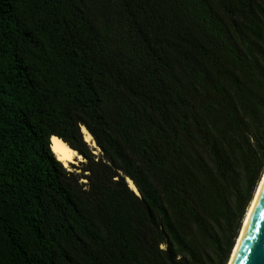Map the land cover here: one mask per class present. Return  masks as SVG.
<instances>
[{
    "label": "trees",
    "instance_id": "1",
    "mask_svg": "<svg viewBox=\"0 0 264 264\" xmlns=\"http://www.w3.org/2000/svg\"><path fill=\"white\" fill-rule=\"evenodd\" d=\"M263 172L264 0H0V264H227Z\"/></svg>",
    "mask_w": 264,
    "mask_h": 264
},
{
    "label": "water",
    "instance_id": "2",
    "mask_svg": "<svg viewBox=\"0 0 264 264\" xmlns=\"http://www.w3.org/2000/svg\"><path fill=\"white\" fill-rule=\"evenodd\" d=\"M228 264H264V176Z\"/></svg>",
    "mask_w": 264,
    "mask_h": 264
},
{
    "label": "bare ground",
    "instance_id": "3",
    "mask_svg": "<svg viewBox=\"0 0 264 264\" xmlns=\"http://www.w3.org/2000/svg\"><path fill=\"white\" fill-rule=\"evenodd\" d=\"M82 132H83V135H84V140L89 144L91 145L92 147H95V142L93 141V137L88 133V131L83 127L82 128ZM50 148L52 150V152L56 155L57 159L63 163V165L65 167H67L69 165V163H75L77 162V160H84L83 157L81 155L78 154L77 151L71 149L64 141H62L61 139L57 138V137H52L51 139V142H50ZM98 148V147H97ZM263 176H264V172L261 176V179L259 180L258 184H257V187L255 189V192H254V195H253V198L247 208V211L245 213V216H244V219H243V223H242V226H241V229L244 225V222L246 220V217L249 213V210L251 208V205L254 201V198L256 196V193L258 191V188L261 184V181L263 179ZM128 183H129V186L132 190L136 191L137 192V189L136 187L134 186L133 182L131 180L128 179ZM241 229H240V232H241ZM239 232V234H240ZM239 237V235H238ZM238 239V238H237ZM237 241V240H236ZM236 244V243H235ZM235 246V245H234ZM234 249V247H233ZM233 251V250H232ZM232 253V252H231ZM231 256V255H230ZM229 261V260H228ZM228 264V263H227Z\"/></svg>",
    "mask_w": 264,
    "mask_h": 264
},
{
    "label": "rangeland",
    "instance_id": "4",
    "mask_svg": "<svg viewBox=\"0 0 264 264\" xmlns=\"http://www.w3.org/2000/svg\"><path fill=\"white\" fill-rule=\"evenodd\" d=\"M90 146V148H92V149H94L95 151V154H100V150H99V148H95V147H92L91 145H89ZM84 160H77V162H75V163H69V165L67 166V168L69 169V170H72V168H71V165H76V166H79V165H81L80 163L81 162H83ZM83 182H85V180H83Z\"/></svg>",
    "mask_w": 264,
    "mask_h": 264
}]
</instances>
